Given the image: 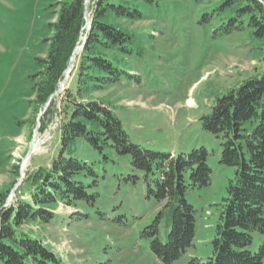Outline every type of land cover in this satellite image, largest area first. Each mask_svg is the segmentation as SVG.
I'll use <instances>...</instances> for the list:
<instances>
[{"label": "trees", "instance_id": "16d2710c", "mask_svg": "<svg viewBox=\"0 0 264 264\" xmlns=\"http://www.w3.org/2000/svg\"><path fill=\"white\" fill-rule=\"evenodd\" d=\"M139 1L149 10L161 5V0L57 4L35 91L38 106L53 97L45 119H53L55 111L61 117L59 148L50 165L38 169L28 197L4 206L5 196L0 193V264H66L50 246L23 229L26 224L52 223L60 203L83 207L86 211L80 212L79 219L94 214L127 227L126 215L114 214L117 204L107 203L101 210L105 196L100 189L105 184L112 185L116 195L134 191L142 208L154 210L138 236L163 264L175 263L194 247L199 213L187 195L211 185L213 151L200 146L165 153L136 144L112 106L91 96L135 77L120 57H138L143 50L136 36L119 22L148 18ZM193 1L200 5L205 0ZM197 23L202 27L217 23L211 29L213 40L248 31L262 43V65L218 96L209 113L200 118L202 128L220 147L219 162L233 168V173L225 194L213 204L218 215L210 255L204 260L191 258L188 264H264V239L256 241L257 235L264 237V0H220L203 11ZM73 61V81L57 94ZM81 147L92 159L80 154Z\"/></svg>", "mask_w": 264, "mask_h": 264}, {"label": "rangeland", "instance_id": "374dc122", "mask_svg": "<svg viewBox=\"0 0 264 264\" xmlns=\"http://www.w3.org/2000/svg\"><path fill=\"white\" fill-rule=\"evenodd\" d=\"M62 1L72 0H0V193L5 196L4 206L28 197L38 169L50 165L58 152L61 117L55 111L53 119H45L48 106H38L35 76L42 70L40 59L48 53L51 24ZM219 1L196 5L193 0H161L160 7L152 10L137 2L148 18L119 22L136 36L143 50L138 57H120L135 77L91 95L112 106L136 144L165 153L206 146L214 153L209 158L211 185L187 195L199 213L195 245L173 264L210 255L218 215L213 204L225 194L233 173V168L219 162L220 147L202 128L200 118L209 113L218 96L262 65V43L248 31L213 40L211 29L217 23L209 27L197 23L201 13ZM75 70L73 61L61 92L73 81ZM80 154L92 159L84 147ZM105 186L100 189L105 196L101 210L107 203L117 204L114 214L124 213L127 227L94 214L79 219L80 212L86 211L83 207L60 203L52 223L26 224L23 229L50 246L66 264H163L138 236L154 210L142 208L134 191L116 195L112 185ZM263 239L256 237L257 242Z\"/></svg>", "mask_w": 264, "mask_h": 264}, {"label": "water", "instance_id": "95a60500", "mask_svg": "<svg viewBox=\"0 0 264 264\" xmlns=\"http://www.w3.org/2000/svg\"><path fill=\"white\" fill-rule=\"evenodd\" d=\"M86 17H87V25H86V27H87V29H89V28H90L91 21H90V18H89V12H88V11H86ZM81 49H82V46H80L79 48H77L76 51H75V53H74V56H75L76 54H78V53L81 51ZM60 92H61V90H58L56 93L58 94V93H60ZM52 98H53V97L51 96V97L48 99L47 103L44 105V108H46V107L50 104ZM31 150H32V148H31Z\"/></svg>", "mask_w": 264, "mask_h": 264}, {"label": "bare ground", "instance_id": "6f19581e", "mask_svg": "<svg viewBox=\"0 0 264 264\" xmlns=\"http://www.w3.org/2000/svg\"><path fill=\"white\" fill-rule=\"evenodd\" d=\"M187 103H188V105H191V104H193V99L192 98H189L188 100H187ZM38 139H35L34 140V150H36L37 149V147H38ZM32 150H33V148H32Z\"/></svg>", "mask_w": 264, "mask_h": 264}]
</instances>
